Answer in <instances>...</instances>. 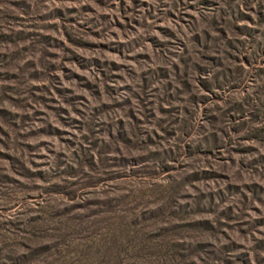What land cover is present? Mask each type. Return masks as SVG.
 Returning a JSON list of instances; mask_svg holds the SVG:
<instances>
[{"label": "rangeland", "instance_id": "1", "mask_svg": "<svg viewBox=\"0 0 264 264\" xmlns=\"http://www.w3.org/2000/svg\"><path fill=\"white\" fill-rule=\"evenodd\" d=\"M0 264H264V0H0Z\"/></svg>", "mask_w": 264, "mask_h": 264}]
</instances>
